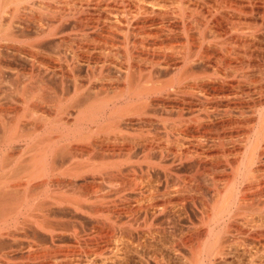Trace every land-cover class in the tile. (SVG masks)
I'll return each instance as SVG.
<instances>
[{
	"label": "bare ground",
	"instance_id": "obj_1",
	"mask_svg": "<svg viewBox=\"0 0 264 264\" xmlns=\"http://www.w3.org/2000/svg\"><path fill=\"white\" fill-rule=\"evenodd\" d=\"M17 1L0 264H264V0Z\"/></svg>",
	"mask_w": 264,
	"mask_h": 264
},
{
	"label": "rangeland",
	"instance_id": "obj_2",
	"mask_svg": "<svg viewBox=\"0 0 264 264\" xmlns=\"http://www.w3.org/2000/svg\"><path fill=\"white\" fill-rule=\"evenodd\" d=\"M11 1V0H10ZM14 1V0H13ZM21 1H24V0H21ZM29 1V2H28ZM49 1H51V2H49ZM53 0H25L24 2H20V0H19V2L17 3V2H11L9 5V7H7L8 9H7V13L8 14H6L7 16H6V18H9V16H10V18L9 19H11L12 17H13V15L15 16V18H17L18 16H25V18H27V16L28 15H31L29 12H28V10H29V8L31 7H33L32 9H36V7H37V11L38 12H40V13H42V14H45V15H43V17H44V19H45V22L47 21H49V19L51 20L53 17H51L52 15V11L55 9V7L54 8H51L50 9V6L49 7H47L46 5H48L47 3L49 2V3H54V2H52ZM19 3H21V4H19ZM16 4V5H15ZM36 4V5H35ZM46 4V5H45ZM46 6V8H44L45 6ZM50 5V4H49ZM53 5H55V3L53 4ZM40 6H42V8L40 7ZM44 6V7H43ZM35 7V8H34ZM17 8V9H16ZM30 8V9H31ZM39 8H40V10H42V11H40L39 10ZM46 9V10H45ZM49 10H52V11H49ZM11 12V13H10ZM40 13H38L37 15H39ZM11 14H12V16H11ZM54 14V13H53ZM46 15H48L47 17H46ZM46 17V18H45ZM9 19H7V20H9ZM55 45H52V47L51 46H47V47H44V48H47V51H46V49H44L45 51H46V53L48 52V54H45V53H42V54H40L38 57V59H40V60H42L43 62H45V63H49L50 65H56V63L57 62H55L54 60L55 59H53V58H51V57H54L55 58V54H56V51H57V47H54ZM54 47V48H53ZM53 49V50H52ZM44 50H42V51H44ZM44 51V52H45ZM49 51H52V52H49ZM54 52V54H52V55H54V56H51V53H53ZM49 53H50V56H49ZM43 54H45V55H43ZM49 56V57H48ZM13 86V85H12ZM12 86H11V88H12ZM14 87H16V85L15 86H13V88H12V91H16V89H17V87L15 88V90H14ZM11 91V90H10ZM7 92H9V90H7ZM12 93V92H11ZM127 133H129L130 134V132H127ZM25 156H27L26 158H28V156H29V154L27 155V153H26V155ZM23 157H24V155H23ZM23 157H21V159H24ZM129 174V173H128Z\"/></svg>",
	"mask_w": 264,
	"mask_h": 264
}]
</instances>
